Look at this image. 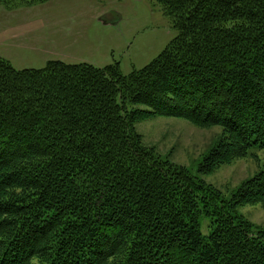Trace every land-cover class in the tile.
Instances as JSON below:
<instances>
[{
    "label": "trees",
    "instance_id": "obj_1",
    "mask_svg": "<svg viewBox=\"0 0 264 264\" xmlns=\"http://www.w3.org/2000/svg\"><path fill=\"white\" fill-rule=\"evenodd\" d=\"M31 1L48 0L0 4ZM157 2L179 34L129 75L0 57V264H264V229L239 211L264 206V169L227 197L136 126L221 127L201 175L264 148V0Z\"/></svg>",
    "mask_w": 264,
    "mask_h": 264
},
{
    "label": "rangeland",
    "instance_id": "obj_2",
    "mask_svg": "<svg viewBox=\"0 0 264 264\" xmlns=\"http://www.w3.org/2000/svg\"><path fill=\"white\" fill-rule=\"evenodd\" d=\"M179 34L172 18L157 0H48L17 5L0 4V57L15 69H41L51 60L88 63L99 68L118 63L122 75L140 70L156 59ZM130 109L144 106L129 105ZM148 144L188 167L229 197L245 180L264 169V148L225 164L208 175L198 166L224 132L200 127L183 118L156 117L136 124ZM264 229V206L239 208ZM210 219L201 218V231L210 233Z\"/></svg>",
    "mask_w": 264,
    "mask_h": 264
},
{
    "label": "bare ground",
    "instance_id": "obj_3",
    "mask_svg": "<svg viewBox=\"0 0 264 264\" xmlns=\"http://www.w3.org/2000/svg\"><path fill=\"white\" fill-rule=\"evenodd\" d=\"M40 152V151H39Z\"/></svg>",
    "mask_w": 264,
    "mask_h": 264
}]
</instances>
